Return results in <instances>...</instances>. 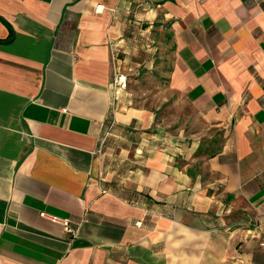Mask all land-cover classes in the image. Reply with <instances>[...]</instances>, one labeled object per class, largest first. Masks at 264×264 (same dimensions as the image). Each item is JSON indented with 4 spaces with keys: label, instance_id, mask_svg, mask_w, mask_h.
<instances>
[{
    "label": "crops",
    "instance_id": "0c3cea01",
    "mask_svg": "<svg viewBox=\"0 0 264 264\" xmlns=\"http://www.w3.org/2000/svg\"><path fill=\"white\" fill-rule=\"evenodd\" d=\"M0 264H264V0H0Z\"/></svg>",
    "mask_w": 264,
    "mask_h": 264
},
{
    "label": "built area",
    "instance_id": "2783aa9c",
    "mask_svg": "<svg viewBox=\"0 0 264 264\" xmlns=\"http://www.w3.org/2000/svg\"><path fill=\"white\" fill-rule=\"evenodd\" d=\"M126 82H127L126 74L123 72H116L113 77V88L115 92L124 89V87L126 86ZM49 216L52 220L60 221L61 223H63L66 229L71 230L69 226L68 218L59 217L58 215L55 214H49Z\"/></svg>",
    "mask_w": 264,
    "mask_h": 264
}]
</instances>
